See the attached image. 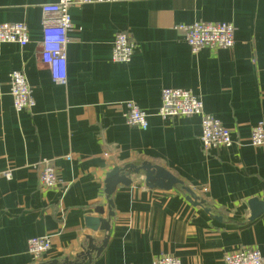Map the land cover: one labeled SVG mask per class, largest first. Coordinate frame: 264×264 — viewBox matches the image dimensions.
I'll return each instance as SVG.
<instances>
[{
	"label": "crops",
	"instance_id": "crops-1",
	"mask_svg": "<svg viewBox=\"0 0 264 264\" xmlns=\"http://www.w3.org/2000/svg\"><path fill=\"white\" fill-rule=\"evenodd\" d=\"M57 0H0V25L25 23L30 43H0V264L75 260L88 238L87 218L105 208V180L115 167L149 162L163 167L206 200L212 214L176 190H151L135 176L112 196L115 218L106 249L77 264H153L171 255L181 264H225L227 253L257 248L264 257V216L240 227L215 216L246 222L249 203L264 198V148L251 131L264 122V0H118L70 10L66 83L53 81L40 59L42 6ZM194 22L235 26L233 49L194 54L176 27ZM119 33L137 44L129 64L112 60ZM23 71L35 107L17 113L9 76ZM199 95L205 112L220 120L233 144L206 153L199 116L163 120L162 90ZM125 102L149 116L143 131L124 120ZM53 162L69 184L65 193L43 189L33 165ZM50 237L39 261L28 241Z\"/></svg>",
	"mask_w": 264,
	"mask_h": 264
},
{
	"label": "built area",
	"instance_id": "built-area-1",
	"mask_svg": "<svg viewBox=\"0 0 264 264\" xmlns=\"http://www.w3.org/2000/svg\"><path fill=\"white\" fill-rule=\"evenodd\" d=\"M118 0H57L42 6L49 18L44 21L42 30L40 59L55 83H66L67 45L72 30L70 10L74 7L97 3H115ZM176 29L182 33L192 52L203 49L213 51L233 49L235 45V26L226 22H194L180 24ZM0 43L18 44L26 47L30 43L29 28L25 23H4L0 25ZM137 49L136 42L127 34L116 35L112 47V60L119 64L131 63ZM10 95L17 113L32 111L36 105L33 91L23 71H14L9 76ZM124 120L128 126L143 131L149 128V116L134 102H125ZM158 116L163 120L199 116L201 118L200 142L206 153L233 144L231 131L223 123L205 112L204 102L199 95L190 90L165 88L162 90L161 106ZM251 144L264 148V122H259L251 131ZM38 184L43 189H59L65 193L69 184L61 177L53 162L42 158L33 165ZM11 170H0V180H11ZM52 247L50 237H36L28 241V253L39 261ZM225 264H264V257L257 248H243L229 252L224 257ZM153 264H181L171 255H162Z\"/></svg>",
	"mask_w": 264,
	"mask_h": 264
},
{
	"label": "water",
	"instance_id": "water-1",
	"mask_svg": "<svg viewBox=\"0 0 264 264\" xmlns=\"http://www.w3.org/2000/svg\"><path fill=\"white\" fill-rule=\"evenodd\" d=\"M135 176L144 177L148 189L163 191H171L174 189L181 194L186 195L187 201L194 207L204 208V211L207 214H212L211 208L207 207L208 204L206 200L197 196L191 188L186 187L181 180L163 167L152 165L149 162H144L139 166L128 164L122 168L115 167L107 174L105 180L104 193L107 202V217L103 218L106 213L105 208L98 207L95 210V213L98 214L100 218H87L86 220L87 228L94 232H98L102 239L98 240L89 237L87 239V244L83 248V252L79 254L75 260L67 258L64 262L52 261L40 264H77L80 261H88L90 263L94 255L98 258L106 249L111 237L112 222L115 218V205L112 196L115 194L119 186L129 188L133 183L132 178ZM249 208L251 215L246 222L240 223L232 221L223 216H215L214 218L222 224H235L240 227L251 225L264 216V198L263 200H251Z\"/></svg>",
	"mask_w": 264,
	"mask_h": 264
}]
</instances>
